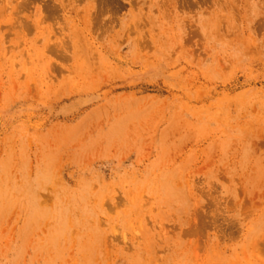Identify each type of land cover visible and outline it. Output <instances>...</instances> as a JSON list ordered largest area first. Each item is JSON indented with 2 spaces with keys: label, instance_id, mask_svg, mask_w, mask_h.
Returning a JSON list of instances; mask_svg holds the SVG:
<instances>
[{
  "label": "rangeland",
  "instance_id": "374dc122",
  "mask_svg": "<svg viewBox=\"0 0 264 264\" xmlns=\"http://www.w3.org/2000/svg\"><path fill=\"white\" fill-rule=\"evenodd\" d=\"M0 264H264V0H0Z\"/></svg>",
  "mask_w": 264,
  "mask_h": 264
}]
</instances>
